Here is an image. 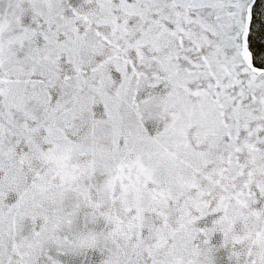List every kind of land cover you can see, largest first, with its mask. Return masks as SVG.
<instances>
[{"label": "snow or ice", "instance_id": "1", "mask_svg": "<svg viewBox=\"0 0 264 264\" xmlns=\"http://www.w3.org/2000/svg\"><path fill=\"white\" fill-rule=\"evenodd\" d=\"M0 264H264V0H0Z\"/></svg>", "mask_w": 264, "mask_h": 264}]
</instances>
